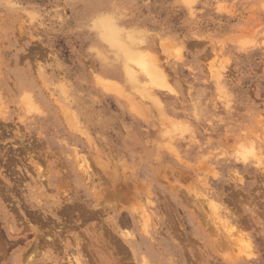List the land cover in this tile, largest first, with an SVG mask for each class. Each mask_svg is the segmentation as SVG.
Wrapping results in <instances>:
<instances>
[{
	"label": "rangeland",
	"instance_id": "obj_1",
	"mask_svg": "<svg viewBox=\"0 0 264 264\" xmlns=\"http://www.w3.org/2000/svg\"><path fill=\"white\" fill-rule=\"evenodd\" d=\"M0 137V264H264V0H0Z\"/></svg>",
	"mask_w": 264,
	"mask_h": 264
},
{
	"label": "bare ground",
	"instance_id": "obj_2",
	"mask_svg": "<svg viewBox=\"0 0 264 264\" xmlns=\"http://www.w3.org/2000/svg\"><path fill=\"white\" fill-rule=\"evenodd\" d=\"M148 55V54H147ZM149 57V56H148ZM148 57H147V59L145 58V53H137V59H136V64H138L137 66L138 67H140V70L143 72V73H145L146 74V76L150 79V80H152V81H156V79L158 80L157 82L159 83V81H160V79H162L161 77H160V75H159V73H158V71H159V69H157V67L156 66H154V65H150V62H152L151 60L149 61V59H148ZM162 74V73H161ZM153 83V82H152ZM155 84H157V83H155ZM159 84H161V83H159ZM158 84V85H159ZM1 138V137H0ZM2 146V145H1ZM23 151V150H22ZM13 152V151H12ZM16 152V151H15ZM25 152V151H24ZM11 153V152H10ZM14 154V153H13ZM26 156V155H25ZM12 157V156H11ZM13 161V160H12ZM5 163V162H4ZM37 163V162H36ZM3 166V165H2ZM4 166H5V164H4ZM8 166V165H7ZM52 166V165H51ZM13 167V166H12ZM37 167V166H36ZM39 168V167H38ZM9 169V168H8ZM28 170V169H27ZM41 173V172H40ZM81 174V173H80ZM21 175V174H20ZM9 176V175H8ZM181 176V175H180ZM12 178V177H11ZM183 178V177H182ZM4 184V183H3ZM118 187V186H117ZM128 187V186H127ZM173 189V188H172ZM180 191V190H179ZM117 192V191H116ZM124 192V191H123ZM67 194V193H66ZM186 194V193H185ZM118 195V194H117ZM181 195H182V193H181ZM18 196V195H17ZM120 196V195H119ZM191 197H193V196H191ZM6 198V197H5ZM4 198V199H5ZM133 198V197H132ZM122 199V198H121ZM187 200V199H186ZM127 201V200H126ZM125 201V202H126ZM188 201V200H187ZM100 202V201H99ZM117 202V201H116ZM124 202V201H123ZM124 202V203H125ZM128 202V201H127ZM136 202V201H135ZM190 205V204H189ZM131 206V205H130ZM132 207V206H131ZM193 207V206H192ZM135 208V207H134ZM233 208V207H232ZM132 209H133V207H132ZM131 209V210H132ZM194 210V209H193ZM232 210V209H231ZM137 211V210H136ZM139 211V210H138ZM171 211V210H170ZM173 212V211H172ZM171 212V213H172ZM234 212V211H233ZM122 213V212H121ZM200 213V212H199ZM134 214V213H133ZM197 214V213H196ZM147 215V214H146ZM172 215H173V213H172ZM201 215V214H200ZM206 215V214H205ZM203 216V215H202ZM201 216V217H202ZM44 217V216H43ZM135 217V216H134ZM205 217V216H204ZM203 217V218H204ZM169 218H171V217H169ZM139 220V219H138ZM201 220V219H200ZM123 221V220H122ZM208 221V223H209V220H207ZM240 221V220H239ZM241 222V221H240ZM206 224V223H205ZM176 225V224H175ZM210 225V224H209ZM229 225V224H228ZM227 225V226H228ZM139 226V225H138ZM227 226H226V228H227ZM77 227V226H76ZM211 227H213V226H211ZM230 227V226H229ZM233 227V226H232ZM173 228V227H172ZM220 229H221V227H219ZM183 229V228H182ZM228 229V228H227ZM142 230V229H141ZM46 231H48V230H46ZM103 231V230H102ZM106 231V230H105ZM109 231V230H108ZM139 231H140V229H139ZM219 231V230H218ZM227 231V230H226ZM50 232H51V229H50ZM142 232V231H141ZM221 232H223L224 233V231H221ZM124 233V232H123ZM126 233V232H125ZM144 233V232H143ZM220 233V232H219ZM44 234V233H43ZM104 234V233H103ZM131 234V233H130ZM237 234V233H236ZM239 234V233H238ZM61 235V234H60ZM65 235V234H64ZM215 235V234H214ZM232 235V233L229 231V229H228V236L230 237ZM243 235H245V234H243ZM83 236V235H82ZM238 237H237V239L239 238V235H237ZM61 237V236H60ZM227 237V236H226ZM232 237V236H231ZM241 237V236H240ZM243 238L244 237H246V236H242ZM243 238H241L242 240H243ZM80 239V238H79ZM231 239H233V238H230V240ZM235 239V238H234ZM39 240V239H38ZM56 240V239H55ZM69 240H71V239H69ZM241 240V241H242ZM80 241V240H79ZM213 241V240H212ZM237 241H240V240H237ZM244 241V240H243ZM47 242V241H46ZM74 242V241H73ZM215 242L216 241H214V242H212V243H214L215 244ZM229 242V241H228ZM222 244H224V242H221ZM227 243V242H226ZM226 243H225V245H226ZM243 243V242H242ZM33 244V243H32ZM55 244V243H54ZM74 244V243H73ZM52 245V244H51ZM72 245V244H71ZM81 245V244H80ZM186 245V244H185ZM199 245V244H198ZM243 245V244H242ZM250 245V244H249ZM37 246V245H36ZM50 246V245H49ZM61 246V245H60ZM216 246V245H215ZM214 246V247H215ZM246 246V245H245ZM244 246V247H245ZM227 247H228V245H227ZM226 247V248H227ZM50 248V247H49ZM58 248H59V245H58ZM216 248V247H215ZM223 248H225V247H223ZM241 248H242V246H241ZM36 249V248H35ZM233 249H235V248H233ZM216 250V249H215ZM225 250V249H224ZM236 250V249H235ZM31 251V250H30ZM30 251H29V253H30ZM35 251V250H34ZM55 251V250H54ZM57 251V250H56ZM123 251V250H122ZM125 251V250H124ZM219 251V250H218ZM221 251L222 250H220V253H221ZM226 251V250H225ZM250 251V250H249ZM36 252V251H35ZM61 252V251H60ZM237 252H239V251H237ZM24 253V252H23ZM23 253H21V254H23ZM27 253V252H26ZM58 253V252H57ZM219 253V254H220ZM222 253H223V251H222ZM225 253V252H224ZM235 253V252H234ZM244 254V253H243ZM25 255H27V254H25ZM28 255H30V254H28ZM35 255V254H34ZM94 255V254H93ZM195 257V256H194ZM246 257V256H245ZM29 259V258H28ZM89 259V258H88ZM87 259V260H88ZM96 259V258H95ZM199 259V258H198ZM13 261V260H12ZM15 262H17V259H16V261ZM73 262V261H72ZM43 264V263H42ZM62 264V263H61ZM78 264H81L80 262L78 263ZM193 264V263H192Z\"/></svg>",
	"mask_w": 264,
	"mask_h": 264
}]
</instances>
